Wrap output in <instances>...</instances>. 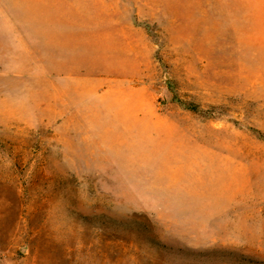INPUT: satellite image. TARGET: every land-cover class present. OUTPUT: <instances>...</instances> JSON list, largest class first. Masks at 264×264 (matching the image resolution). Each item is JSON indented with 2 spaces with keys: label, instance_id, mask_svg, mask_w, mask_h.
Instances as JSON below:
<instances>
[{
  "label": "rangeland",
  "instance_id": "obj_1",
  "mask_svg": "<svg viewBox=\"0 0 264 264\" xmlns=\"http://www.w3.org/2000/svg\"><path fill=\"white\" fill-rule=\"evenodd\" d=\"M0 264H264V0H0Z\"/></svg>",
  "mask_w": 264,
  "mask_h": 264
}]
</instances>
